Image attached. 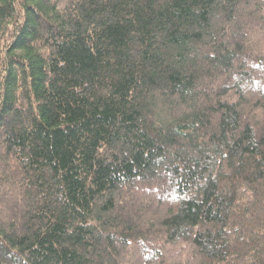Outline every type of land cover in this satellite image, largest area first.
<instances>
[{
	"label": "trees",
	"instance_id": "trees-1",
	"mask_svg": "<svg viewBox=\"0 0 264 264\" xmlns=\"http://www.w3.org/2000/svg\"><path fill=\"white\" fill-rule=\"evenodd\" d=\"M0 264H264V0H0Z\"/></svg>",
	"mask_w": 264,
	"mask_h": 264
}]
</instances>
